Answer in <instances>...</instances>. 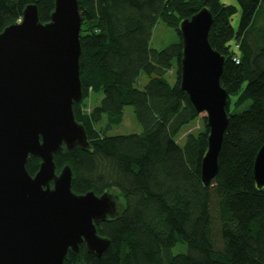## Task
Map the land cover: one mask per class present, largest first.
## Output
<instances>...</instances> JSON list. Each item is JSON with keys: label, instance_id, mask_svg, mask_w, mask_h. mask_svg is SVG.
Wrapping results in <instances>:
<instances>
[{"label": "trees", "instance_id": "1", "mask_svg": "<svg viewBox=\"0 0 264 264\" xmlns=\"http://www.w3.org/2000/svg\"><path fill=\"white\" fill-rule=\"evenodd\" d=\"M235 1L236 6L219 0H77L82 97L72 112L88 147L55 154V173L68 165L74 194L112 193L121 204L96 226L109 242L101 256L81 243L77 252L67 251L63 264H264V188L253 178L264 144V0ZM32 4L40 23L49 22L54 0H0V33ZM202 9L212 16L208 43L224 59L219 83L228 95L218 171L208 185L201 179L205 120L182 146L175 140L199 117L180 87L179 25ZM159 21L178 40L155 50L149 42ZM173 69L170 85L166 74ZM141 73L147 82L139 90ZM92 94L101 99L87 112L84 101ZM246 102L242 111H230ZM126 106L133 107L141 132L108 136L105 131L122 122ZM39 164L28 157L30 176ZM178 243L186 253H172Z\"/></svg>", "mask_w": 264, "mask_h": 264}, {"label": "water", "instance_id": "2", "mask_svg": "<svg viewBox=\"0 0 264 264\" xmlns=\"http://www.w3.org/2000/svg\"><path fill=\"white\" fill-rule=\"evenodd\" d=\"M211 24L202 9L179 25L180 87L196 112L205 113L208 130L205 185L217 174L228 123V95L219 83L224 59L208 43ZM80 26L77 0H54L49 22H39L32 4L0 33V264H63L67 251L77 252L81 243L96 257L109 244L96 226L115 215L114 195L74 194L70 168L56 174L53 162L62 149L88 147L72 112L82 97ZM29 156L40 161L33 177L25 169ZM253 178L264 188V144Z\"/></svg>", "mask_w": 264, "mask_h": 264}, {"label": "rangeland", "instance_id": "3", "mask_svg": "<svg viewBox=\"0 0 264 264\" xmlns=\"http://www.w3.org/2000/svg\"><path fill=\"white\" fill-rule=\"evenodd\" d=\"M221 3L225 5H234L236 6L235 0H219ZM238 22V14L233 17L231 20V24L234 28L237 27ZM178 37L176 32L165 26L161 21L157 22L152 30L151 39L149 42V47L151 49L160 50L163 49L175 42H177ZM173 71V72H172ZM168 72L166 74V79L168 80L169 84L172 85L175 81V76L172 74L174 73V69ZM171 74V75H170ZM170 75V76H169ZM174 76V77H173ZM147 82V77L145 74L141 73L139 78L137 79L135 83V88L141 90L145 83ZM101 99L100 94H92L89 95L88 98L84 101L85 102V110L88 112L92 107L98 104V102ZM249 102H246L243 107L240 108H233V106L230 108L231 112H240L242 111ZM205 113L199 114V117L191 122L190 124L184 126L179 134L176 137V142L182 146L185 142V137L188 133L196 134L200 130L203 129V121H204ZM105 118L103 119V122L101 125H104ZM141 132V127L139 123L137 122L132 106H126L123 109V116H122V122L119 125H112L109 127L105 133L108 136H114V135H128V134H137ZM120 204L121 202L118 201ZM173 254H182L186 253V246L184 244L178 243L172 248Z\"/></svg>", "mask_w": 264, "mask_h": 264}, {"label": "bare ground", "instance_id": "4", "mask_svg": "<svg viewBox=\"0 0 264 264\" xmlns=\"http://www.w3.org/2000/svg\"><path fill=\"white\" fill-rule=\"evenodd\" d=\"M36 6V5H35ZM40 22V21H39ZM43 24V23H42ZM45 24V23H44ZM234 44V43H233ZM238 47V46H237ZM173 72V71H172ZM173 75H174V73H172ZM171 75V74H170ZM169 75V76H170ZM174 77V76H173ZM75 103H77V102H75ZM65 150V149H64ZM27 160H28V158H27ZM26 165V164H25ZM68 166V165H67ZM69 167V166H68ZM27 171V170H26ZM33 176V175H32ZM97 195V194H96ZM116 200V199H115ZM98 235V234H97Z\"/></svg>", "mask_w": 264, "mask_h": 264}, {"label": "built area", "instance_id": "5", "mask_svg": "<svg viewBox=\"0 0 264 264\" xmlns=\"http://www.w3.org/2000/svg\"><path fill=\"white\" fill-rule=\"evenodd\" d=\"M236 49V48H235ZM235 63H238L237 57L234 58Z\"/></svg>", "mask_w": 264, "mask_h": 264}]
</instances>
